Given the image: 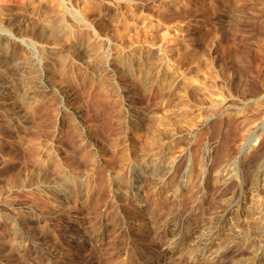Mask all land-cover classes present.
Listing matches in <instances>:
<instances>
[{
  "label": "rangeland",
  "instance_id": "rangeland-1",
  "mask_svg": "<svg viewBox=\"0 0 264 264\" xmlns=\"http://www.w3.org/2000/svg\"><path fill=\"white\" fill-rule=\"evenodd\" d=\"M0 30L25 65L0 99V264H264L240 235L259 203L210 233L264 158V0H0ZM162 150L166 186L132 196Z\"/></svg>",
  "mask_w": 264,
  "mask_h": 264
},
{
  "label": "bare ground",
  "instance_id": "bare-ground-1",
  "mask_svg": "<svg viewBox=\"0 0 264 264\" xmlns=\"http://www.w3.org/2000/svg\"><path fill=\"white\" fill-rule=\"evenodd\" d=\"M11 39L12 37L10 36L8 32L4 30H0V74L3 75L1 77L2 79L0 78V99L1 100H3L2 98L4 96V93H2L3 90H5L6 87H10V84H8V81H9L8 79L11 77V75L8 73V69H10L11 66H13L15 69L23 70V68L25 67L24 63L22 64L18 56L11 50L10 47L7 46V44L9 43L8 41ZM87 57L91 58L92 53L88 52ZM45 79H46V76H38L37 74L36 77L34 76L33 82L31 83L30 81L32 80H27L23 76L17 77V82L20 84V90L18 91L17 94L13 95L11 98H14L16 99L15 101H18L22 99L24 95L28 93L36 92L41 87V85L45 83ZM1 100H0V103L4 101V100L3 101ZM251 101L252 102L264 101V92H262L258 97L251 99ZM4 110H6L9 117H11L12 119L16 121L22 122L25 120V115L22 113H17L16 111H10L11 108L9 109V107L7 108L3 106V111ZM145 117H147V115ZM263 122L261 121L257 123L252 133L246 138V141H245L246 144L248 143L251 145L254 142L255 137L259 135V130L261 129ZM248 149L249 147L246 148L245 146H243L239 151L240 156H244L247 153ZM165 155H166V151L162 150L161 154H158V155L152 154L150 157L151 160L147 162V164L146 163L144 164L134 163L135 165H133L132 167L131 178H130V186L132 187L130 190L131 191L130 193L132 194V196H139L142 193V188L144 187V184L148 180H153L157 188L161 189L166 186V182H167L166 180L169 177L173 166L176 165V160L171 159V161H169L168 163L166 162V166H165L166 168L163 170V173L161 174V176H159V171L160 169L163 168L164 161H165V159H162V158ZM239 172H241L240 159H235V160L233 159V160L228 161L224 165L223 170L221 172V175L225 176L224 177L225 184H227L230 181L229 178L236 177V176L239 177L238 176ZM249 175L251 176L252 181L241 180V183L239 184V190H240L241 196L236 199L231 198L232 201L230 200L231 202L229 203L230 205H229L228 210L230 211L231 215H229L228 213L227 214L223 213L220 216L214 217L213 220L211 221L210 233L221 234L222 228L225 226L226 223L230 222V225L233 226L234 224H236L237 220H239L240 217H238V215H235V214L233 215L234 212H237V214H239L240 210L248 206L249 203L255 204V202H257L260 204V206L258 205H256L257 207L255 206L256 211L254 214L255 216L254 218L257 219L256 230L254 232H247L243 234L241 233L240 235L245 239L244 241L253 239L260 235H264V196L260 194L262 188L264 187V158L262 161H260V163L256 167L251 168V170L249 171ZM186 178L185 176L183 177L184 182L187 180ZM120 192L121 190L118 191V193ZM171 222L173 223V221L170 220L169 223ZM80 239H83L82 236H80ZM201 239L206 240V242L204 241L205 242L204 244L207 246L208 244H211L213 241H215V236L210 237V236L205 235L204 237H201ZM253 246L254 247L252 248L253 249L252 259H256L257 261L256 263H259L264 258V242L258 240V243H256ZM248 257L249 256H247V258ZM237 264H252V262L245 263L244 261H242V262H238Z\"/></svg>",
  "mask_w": 264,
  "mask_h": 264
}]
</instances>
